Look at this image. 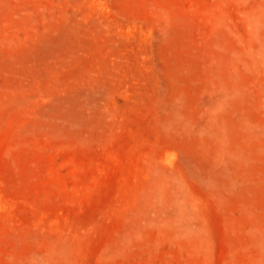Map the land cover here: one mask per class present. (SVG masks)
Masks as SVG:
<instances>
[{"label":"rangeland","instance_id":"374dc122","mask_svg":"<svg viewBox=\"0 0 264 264\" xmlns=\"http://www.w3.org/2000/svg\"><path fill=\"white\" fill-rule=\"evenodd\" d=\"M0 264H264V0H0Z\"/></svg>","mask_w":264,"mask_h":264}]
</instances>
